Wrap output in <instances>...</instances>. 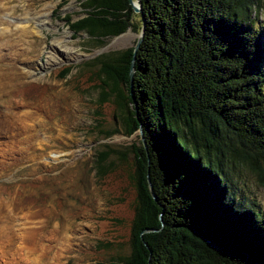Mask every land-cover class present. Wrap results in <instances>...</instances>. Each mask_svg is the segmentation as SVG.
<instances>
[{"label": "trees", "instance_id": "1", "mask_svg": "<svg viewBox=\"0 0 264 264\" xmlns=\"http://www.w3.org/2000/svg\"><path fill=\"white\" fill-rule=\"evenodd\" d=\"M139 1L135 54L133 46L93 61L99 101L113 103L124 133L140 129L146 146L139 136L131 147L136 197L121 264H264V210L237 196L234 176L247 169L264 187L259 0ZM82 7L70 27L99 44L132 25L129 0Z\"/></svg>", "mask_w": 264, "mask_h": 264}, {"label": "rangeland", "instance_id": "2", "mask_svg": "<svg viewBox=\"0 0 264 264\" xmlns=\"http://www.w3.org/2000/svg\"><path fill=\"white\" fill-rule=\"evenodd\" d=\"M84 3L0 0V264H121L130 252L139 133L126 135L115 105L99 101L93 61L135 46L140 17L132 10V25L99 44L70 27ZM234 176L237 196L264 210L253 174Z\"/></svg>", "mask_w": 264, "mask_h": 264}, {"label": "water", "instance_id": "3", "mask_svg": "<svg viewBox=\"0 0 264 264\" xmlns=\"http://www.w3.org/2000/svg\"><path fill=\"white\" fill-rule=\"evenodd\" d=\"M129 2H130V4H131V8H133L134 10H135V12H137V13H140L141 12V9H140V6H141V3H140V1L139 0H137V6L133 3V0H129ZM143 18H142V20H141V22H142V28H143V26H144V22H143ZM142 28H141V31H140V33H138V40H137V42H136V44H135V46L133 47V49H134V54H135V52H136V48L139 46V44H140V42L142 41V33H143V31H142ZM133 60H134V55H133V59L131 60V68H130V74H128L129 76H130V78H132V76H131V74H133ZM137 132L139 133V136H140V139L142 140V144H143V146L146 148V146L144 145V143H145V141H144V137H143V133H142V131L140 130V129H138L137 130ZM148 187H149V189H150V191H151V194H152V197H154L155 198V194L152 192V187L150 186V181H149V179H148Z\"/></svg>", "mask_w": 264, "mask_h": 264}, {"label": "bare ground", "instance_id": "4", "mask_svg": "<svg viewBox=\"0 0 264 264\" xmlns=\"http://www.w3.org/2000/svg\"><path fill=\"white\" fill-rule=\"evenodd\" d=\"M52 62H53V61H52ZM55 157H57V156H55ZM38 228H39V227H38ZM38 228H37V229H38ZM0 229H1V228H0ZM5 230H8V229H5ZM9 231H10V230H9ZM12 231H13V230H12ZM12 231H11V232H12ZM4 232H5V231H4ZM14 232H16V231H14ZM28 232L33 233V230H31V231L29 230ZM34 232H35V231H34ZM12 233H13V232H12ZM23 233H24V232H23ZM7 234H9V233H7ZM0 235H1V234H0ZM15 235H16V234H15ZM5 236H6V235H5ZM5 236H3V235L0 236V241H1V242H3V241H2V238L5 237ZM16 236H18V235H16ZM10 237H12V236H10ZM22 237H23V235H22V236H21V235L18 236V238H22ZM18 238H17V239H18ZM24 238H25V237H24ZM17 239H16V240H17ZM35 239H36V238H35ZM8 241H9V240H8ZM23 241H24V239H23ZM1 242H0V246L2 247L5 243H1ZM19 242H20V241H19ZM20 243H21V242H20ZM23 243H24V242H23ZM7 244H8V243H7ZM4 247H5V246H4ZM15 254H16V253H15ZM15 254H14V258H13V259H15L17 263H18V262L20 263V260H19L18 255H17V257H15V256H16ZM20 258H21V257H20Z\"/></svg>", "mask_w": 264, "mask_h": 264}]
</instances>
